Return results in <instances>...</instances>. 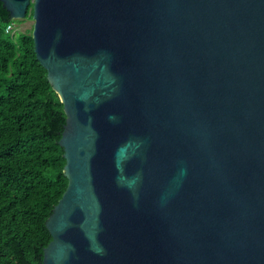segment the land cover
I'll list each match as a JSON object with an SVG mask.
<instances>
[{"label": "water", "instance_id": "1", "mask_svg": "<svg viewBox=\"0 0 264 264\" xmlns=\"http://www.w3.org/2000/svg\"><path fill=\"white\" fill-rule=\"evenodd\" d=\"M0 3L65 115L41 264H264V0Z\"/></svg>", "mask_w": 264, "mask_h": 264}, {"label": "trees", "instance_id": "2", "mask_svg": "<svg viewBox=\"0 0 264 264\" xmlns=\"http://www.w3.org/2000/svg\"><path fill=\"white\" fill-rule=\"evenodd\" d=\"M14 21L0 3V264H41L45 223L67 186L65 115L31 32L16 42L7 31Z\"/></svg>", "mask_w": 264, "mask_h": 264}, {"label": "rangeland", "instance_id": "3", "mask_svg": "<svg viewBox=\"0 0 264 264\" xmlns=\"http://www.w3.org/2000/svg\"><path fill=\"white\" fill-rule=\"evenodd\" d=\"M32 26L33 21L31 19L15 20L9 29L13 40L17 42L23 34L32 33Z\"/></svg>", "mask_w": 264, "mask_h": 264}, {"label": "built area", "instance_id": "4", "mask_svg": "<svg viewBox=\"0 0 264 264\" xmlns=\"http://www.w3.org/2000/svg\"><path fill=\"white\" fill-rule=\"evenodd\" d=\"M10 28H11V27H8V28H7V31H9Z\"/></svg>", "mask_w": 264, "mask_h": 264}]
</instances>
